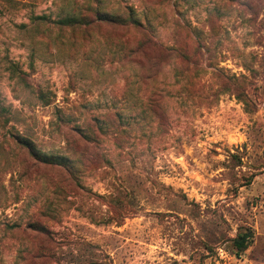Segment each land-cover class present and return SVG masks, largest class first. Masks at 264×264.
<instances>
[{"label": "rangeland", "instance_id": "1", "mask_svg": "<svg viewBox=\"0 0 264 264\" xmlns=\"http://www.w3.org/2000/svg\"><path fill=\"white\" fill-rule=\"evenodd\" d=\"M0 264H264V0H0Z\"/></svg>", "mask_w": 264, "mask_h": 264}, {"label": "trees", "instance_id": "2", "mask_svg": "<svg viewBox=\"0 0 264 264\" xmlns=\"http://www.w3.org/2000/svg\"><path fill=\"white\" fill-rule=\"evenodd\" d=\"M135 19V18H133ZM95 20L97 22H106V23H115V24H122L123 21L121 18L114 16V15H109L107 13H97ZM135 22V24L139 25V22L136 20H133ZM80 20L76 19V18H63L60 21L56 22V24L61 25L63 27H70L73 26L74 24L79 23ZM150 40V38H149ZM205 45V44H204ZM203 47V45H199V48ZM168 53H172V55H170V57H182L184 59H186L187 61L190 62H194L193 59L190 58V56L188 54H186V52L181 48L179 50V48H169V50H167ZM199 53V51L197 52ZM196 64V63H195ZM240 97V96H238ZM241 99V98H240ZM23 145L25 148H27L30 153H32V155H34L35 157H38L40 160L47 162L49 164H55L54 161L51 160H47L44 157H41L34 149L33 145L29 142H27L26 140H23ZM253 241V232L250 229H246L243 232L238 233V235L236 236V238L233 240V248L236 251V254H241L243 252H245L247 250V248L250 246L251 242Z\"/></svg>", "mask_w": 264, "mask_h": 264}]
</instances>
